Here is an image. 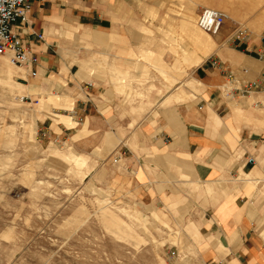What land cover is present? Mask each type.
I'll list each match as a JSON object with an SVG mask.
<instances>
[{
  "label": "crops",
  "instance_id": "1",
  "mask_svg": "<svg viewBox=\"0 0 264 264\" xmlns=\"http://www.w3.org/2000/svg\"><path fill=\"white\" fill-rule=\"evenodd\" d=\"M150 1L33 0L27 24L18 26L41 63L32 84L23 80L29 95L46 81L62 94L45 107L39 127L48 122L50 139L68 136L96 176L128 187L150 219L160 213L163 223L180 226L200 264H264V94L254 96L255 107L241 101L251 97L225 90L230 73L235 88L260 77L256 53L264 36V0L230 12L252 18L251 40L240 42L233 34L217 49L188 17L186 29L200 54L192 59L184 91L152 95L145 117L137 118L125 96L106 87L110 76L100 66H120V51L136 33L120 21L136 22L142 2ZM93 34L97 45L89 39ZM87 44L111 50L112 59L107 52L109 61L101 63ZM212 60H220V67Z\"/></svg>",
  "mask_w": 264,
  "mask_h": 264
},
{
  "label": "rangeland",
  "instance_id": "2",
  "mask_svg": "<svg viewBox=\"0 0 264 264\" xmlns=\"http://www.w3.org/2000/svg\"><path fill=\"white\" fill-rule=\"evenodd\" d=\"M253 6L249 0L142 2L136 22L120 21L136 30L128 38L130 47L120 51V66H100L108 69L106 87L121 92L133 115L144 118L152 95L184 91L194 69L192 59L200 48L186 29L188 17L194 16L196 29L217 49L238 28L253 31L252 18L230 14ZM204 7L228 16L226 31L214 36L199 28ZM96 36L89 38L94 45ZM92 44L86 46L101 63L108 58L105 53L111 58V50ZM25 74L0 57V264H200L190 255L180 226L163 223L160 213L152 220L138 210L130 189L96 176L68 136L50 139L48 122L41 127L38 122L62 94L46 81L29 95L23 79L32 84L33 77ZM254 96L241 101L256 107ZM259 108L264 119V106Z\"/></svg>",
  "mask_w": 264,
  "mask_h": 264
},
{
  "label": "built area",
  "instance_id": "3",
  "mask_svg": "<svg viewBox=\"0 0 264 264\" xmlns=\"http://www.w3.org/2000/svg\"><path fill=\"white\" fill-rule=\"evenodd\" d=\"M33 8V0H0V57H6L10 63L29 73L30 77L36 78L39 75L40 57L35 49L27 44L22 36L23 32L18 25L27 24L29 14ZM228 16L214 8H203L199 15V28L211 35L217 36L227 24ZM234 36L240 42L251 40L252 33L245 28H238ZM39 41H44V35L38 36ZM257 58L262 64V72L257 80L246 82L240 88L232 86L237 81L234 74L228 75V84L225 90L232 97H251L264 93V36L261 38V46L257 51ZM220 60H212L213 67H220ZM247 73V71H244ZM121 154L113 163L118 164ZM171 256L176 251L170 252Z\"/></svg>",
  "mask_w": 264,
  "mask_h": 264
},
{
  "label": "bare ground",
  "instance_id": "4",
  "mask_svg": "<svg viewBox=\"0 0 264 264\" xmlns=\"http://www.w3.org/2000/svg\"><path fill=\"white\" fill-rule=\"evenodd\" d=\"M2 58H4V57H2ZM6 58V57H5Z\"/></svg>",
  "mask_w": 264,
  "mask_h": 264
}]
</instances>
